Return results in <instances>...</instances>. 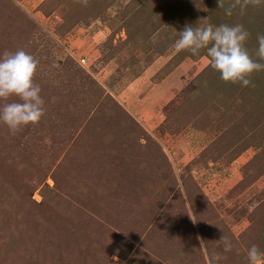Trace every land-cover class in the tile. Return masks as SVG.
I'll return each mask as SVG.
<instances>
[{
  "label": "rangeland",
  "instance_id": "1",
  "mask_svg": "<svg viewBox=\"0 0 264 264\" xmlns=\"http://www.w3.org/2000/svg\"><path fill=\"white\" fill-rule=\"evenodd\" d=\"M206 22L242 24L254 54L264 4L0 0V55L37 59L46 108L16 134L0 123V264H248L264 250V71L244 87L203 50H175Z\"/></svg>",
  "mask_w": 264,
  "mask_h": 264
},
{
  "label": "clouds",
  "instance_id": "2",
  "mask_svg": "<svg viewBox=\"0 0 264 264\" xmlns=\"http://www.w3.org/2000/svg\"><path fill=\"white\" fill-rule=\"evenodd\" d=\"M217 2L219 7L222 6L223 0ZM247 2L248 0H245V3ZM252 2L264 4V0ZM225 14L231 16L232 7L225 9ZM249 36L250 33L242 24H186L180 31L174 48L177 51L187 50L194 56L200 55L203 50L210 66L219 73L221 80L247 87L252 83L253 73L264 71V62H261L264 61V33L256 36L258 46L254 54H250L245 46ZM253 55L258 59H254ZM37 69V59L23 49L0 55V99L18 98L0 105V123L6 125L11 134L39 123L45 115L42 90L40 85L34 82ZM219 242L225 253L234 248L233 242L224 236ZM205 244L206 242L201 241V247ZM245 255L248 264H264V250L257 244L249 246ZM222 258L220 254H214L210 264H218Z\"/></svg>",
  "mask_w": 264,
  "mask_h": 264
}]
</instances>
